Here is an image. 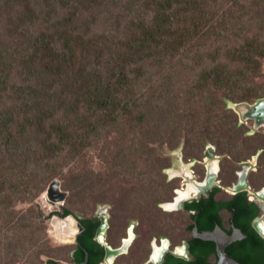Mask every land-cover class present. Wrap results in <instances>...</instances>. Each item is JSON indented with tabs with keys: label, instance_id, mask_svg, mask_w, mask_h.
<instances>
[{
	"label": "trees",
	"instance_id": "trees-1",
	"mask_svg": "<svg viewBox=\"0 0 264 264\" xmlns=\"http://www.w3.org/2000/svg\"><path fill=\"white\" fill-rule=\"evenodd\" d=\"M126 1L132 15L103 7L102 0L97 1V7L93 5L96 0H56L44 8L34 7L29 0L0 2V100L14 92L10 99L27 102L22 109L6 112L9 121L13 119V132L8 134L0 128V137L5 139L0 142V197H4L0 199V246L7 248L9 264H43L44 257H51L45 248L47 234L39 206L32 204L22 216L14 208L31 198L29 194L40 188L37 185L53 177L42 168L43 161L57 158L69 146L72 152L68 153L84 155L86 145L77 144L76 131L90 133L93 118L102 125L117 124L124 142H133L142 134L143 147L153 142L176 149L185 143L195 157L213 142L222 153H228L237 150L245 135L238 116L228 109V102H251L264 94V87L257 84L264 81L263 25L256 24L250 30L233 26L220 32L215 25L217 12H204L209 0L202 11L195 13L190 12L191 5L198 0ZM23 2L28 4L26 10ZM94 11L107 20L104 33L92 30L98 19ZM82 21L90 24L86 28L90 27L94 35L104 36L103 41L125 34L124 42L115 41L109 47L91 40L89 30L83 28L82 32L79 27V23L85 26ZM122 50L124 54L118 56ZM106 52L110 58L102 60ZM176 57L185 66L189 64L186 59H196L199 66L191 67L201 68L196 77L198 85L186 98H172L165 90L173 82L172 75L164 76L162 88L156 89L153 74L149 82L157 94L139 86L144 65L160 63V70L166 74L170 65L167 58L173 62ZM15 72L20 76L17 80L42 82L34 81L41 83L28 84L24 90L17 83L11 85ZM62 74L66 78L59 87L56 77ZM74 116L80 120L76 131L66 124L67 120L73 123ZM48 122L53 128L43 135L45 144L30 149V143H38L40 137L32 129L40 126L41 131L46 124V132ZM160 130L165 135H160ZM22 143L29 148L24 159L19 155ZM39 168L44 177L33 176L32 172ZM73 191L77 192L76 186ZM221 192L216 189L209 198L188 204L187 210L196 212L191 215L189 229L193 231L196 222L202 232L213 231L217 225L225 227L222 212L226 209L232 213L231 220L248 235L231 245L228 252L241 264H264V239L252 227L259 215L258 206L249 202L246 193L226 200ZM69 214L72 212L65 209L62 216ZM81 223L85 229L78 238L75 259L84 262L88 251L90 264H101L105 249L96 241L100 221L87 218ZM191 254L193 264H216L217 243L192 238ZM165 264L186 262L169 255Z\"/></svg>",
	"mask_w": 264,
	"mask_h": 264
},
{
	"label": "rangeland",
	"instance_id": "rangeland-1",
	"mask_svg": "<svg viewBox=\"0 0 264 264\" xmlns=\"http://www.w3.org/2000/svg\"><path fill=\"white\" fill-rule=\"evenodd\" d=\"M29 1L34 7L37 6L41 8H44L47 4L54 5L56 3V0ZM97 1L99 0H96V2L93 3L96 7L99 5ZM209 1L210 4L204 12L209 15L217 12L215 25H218L220 32L227 27L233 28V26L239 28L244 26L248 30L254 28L256 24H258V26H264V0ZM205 2L207 3V0H198V3H193L190 12L195 13L200 10L202 11ZM128 3L129 2L126 0H102L100 5L103 7H114L116 12L132 15V11L126 6ZM204 7L206 8V4ZM22 8L26 10L28 4L23 2ZM94 13L98 16V19L92 26V30L104 33L108 29L106 23L107 20L105 17H101L97 11H94ZM10 18L13 20V15H10ZM82 23L85 24V26H82V24L79 23V27L82 28V32L85 31L84 29L89 30L88 32L90 35L87 36H89L91 40H99L100 42H103L105 46L109 47L114 46L115 41L119 44L124 42L125 34H118L112 41H106L107 38L103 41L104 36H101V34L94 35L90 30V27L86 28V25L90 26L88 22L82 21ZM1 30L3 31L4 28ZM205 32L202 35H204ZM123 54L124 50L120 51V55L118 56ZM109 58L110 54L106 52V55L101 59L107 60ZM167 60L170 65L167 66L168 69L166 74L160 70V63L148 62L146 65L143 63L145 68L141 71L143 73H141L142 80L140 81L139 86L151 89V83L149 80L154 77V74L156 75L157 80L155 81L156 89L162 88V85L160 84L163 82L164 76L172 75L173 82L169 83V85L167 84L165 90L168 93H171L172 98H186L190 92L195 89L196 85H198L196 77L201 68L196 69V67L199 66V63L196 62V59H186L185 61L189 62V64L188 66H185L187 65L186 63L185 65L179 64L182 59H179L178 57L174 58L173 62H170L169 58H167ZM172 64L174 65L172 66ZM193 65L197 66L193 69L191 67ZM65 78L66 77L63 74L58 75L56 79L59 80V82L56 84L59 87H62ZM34 81L42 82V80L33 79L32 83H26L25 79H21L13 80L11 85L17 83V86H23L24 89L28 84L39 85L41 83H36ZM151 91L156 93L152 89ZM13 94L14 92L6 93L4 99L2 98L0 100V118L2 119V121H0V128L4 129L8 134H10L9 131L13 132L14 126L12 124L13 119L12 122L9 121L6 112L14 108L22 109L26 107L27 104V102H23L16 98L10 99L9 96ZM79 114L83 115L82 112ZM77 123L80 124V120L76 116H74L73 123H70V120L66 121V124L70 125L72 130L74 129L75 131ZM45 125L46 124L43 125L44 127L41 131L38 130L40 126H36L32 129L34 134H38L43 139L38 137V143H30V149H39L45 144V142H42L44 140L43 135L50 133L51 127L53 128L52 123L48 122L47 126L50 127L45 132ZM90 127V133L88 132L87 134L84 130L80 132L76 131L77 144L82 145L85 143L86 145L85 151L83 152L84 155L74 156L73 154L68 153L72 152V149L69 146L66 147V151L62 152L57 158L43 161L42 168L46 170L48 176L53 177H51L49 181H43L41 187H45V190L41 194L34 191L29 194L31 198L22 201L23 203L19 202L18 207L14 208L16 209V213H19L21 216L27 214L29 208L32 207V199H36L45 213L62 211V209L56 205H50L51 207L49 204L45 205L43 200L44 193L49 184L56 179V182L62 190L67 191L65 189H68L67 199L65 203H63L65 208H68L79 217H95L99 214L102 208L110 211L109 214L111 213L112 227L108 233V242L111 244L120 246L123 238L127 234L129 226L134 222L140 224L138 226V233H140L139 239L137 240L131 254L124 256V258H122L117 264H141L142 260H145L146 257L149 256L151 241L153 239L152 236L157 235L159 237L160 233H164V225L167 230L166 233L169 234L176 243L185 238L189 239L191 237L189 226L193 223L190 215L185 212L166 213L162 208H159L157 204L155 205L156 201L159 200L162 201V203L172 201L175 189L179 188L182 183L180 178L169 181L165 171L167 168L173 166H176L177 168L181 167V162L179 161L176 162V164L171 165L176 158L173 151H176L177 149L173 151H171L172 149L169 150L167 155L165 150L170 146L166 144L164 145V143L150 142L149 146H146L148 143L146 142L143 147L145 141L142 140L143 136L141 135L136 136L133 142H124L121 128H119L117 124L109 123L102 125L99 124L95 118H93ZM97 127H100V130L97 131ZM17 128H19V130L21 129L20 126H17ZM160 133L164 135L165 131L160 130ZM5 134L6 133L3 135ZM262 140L261 141L264 144V139ZM1 141H5V139L0 137V142ZM20 146L21 152L19 155L21 157L23 156L24 159V154L29 151V148L25 149L26 146L24 143ZM184 147L186 152L184 161L186 163H192V161L196 160L197 165L195 169L199 172H206V169H203L205 166L202 167L200 164V162L203 161L204 154L202 155V153H200L198 156L193 157L189 154L188 146ZM167 159L169 162L168 164H165L164 162H166ZM163 166L166 167L163 168ZM42 168L32 172L33 176L39 175L40 177H44L45 174ZM234 168L235 166L231 161H226L225 170H223L222 173V179L228 180L233 178ZM156 180L164 182L165 185H162L158 189H153V181ZM75 186L77 192L73 191V187ZM45 198L48 199V196L46 195ZM0 199L3 200L4 197L1 196ZM224 218L227 227H229L231 214L224 213ZM2 223L3 222H0V225ZM156 227H158L159 230H157ZM48 233L50 240L47 242V247L45 246L46 250L50 249V255L61 261V264L70 263L71 251L74 247L71 245L72 237L69 236L68 229L55 228L53 223H49ZM0 249V264H5L7 262L8 264L11 263V257L9 260L8 255L6 254L7 248L1 244ZM16 264L26 263L25 261H18Z\"/></svg>",
	"mask_w": 264,
	"mask_h": 264
},
{
	"label": "clouds",
	"instance_id": "clouds-1",
	"mask_svg": "<svg viewBox=\"0 0 264 264\" xmlns=\"http://www.w3.org/2000/svg\"><path fill=\"white\" fill-rule=\"evenodd\" d=\"M12 76H11L12 81L20 78V76H19V74H17V72L13 73ZM258 82H259V83H257L258 85H262L264 87V84H262V82H264V81H261V82L258 81ZM262 103H264V94L262 96H260L259 98L251 101V102H234V101L228 102V109L230 111H233L234 113H236V115L238 116L239 124L242 127L241 130L243 132H245V135H243L241 140L238 142L239 147L237 148V150L235 152L222 153L220 148L218 147V145H216L213 142H209L205 148V151L202 153V155L204 154L203 161L200 162L202 167L205 166V168L203 167V169H206V172H199L198 170L195 169V167L197 165L196 160L192 161V163H186L184 161L185 155H186L185 147H184V146H186L185 143L181 144L178 148H176L177 150L172 149L171 147L166 149L165 152L167 153V155H168L169 150H171V149H172L171 151L176 150V151H173L176 158L173 160V163L171 165L176 164V162H178V161L181 162V167L177 168L176 166H173V167L167 168L165 170L166 174L168 176V179H169V181H173L177 178H180L182 180V183H181L179 188L175 189L174 197H173L172 201H167V202L162 203V201L159 200V201H156L155 205L157 204V206L159 208H162L166 213L185 212V213H188L190 215V217L192 218L191 215L195 214L196 212L195 211L189 212L187 210L188 204L194 203L195 201H201L203 198H209L210 195L216 189L222 190V192L220 194H222V196H224V198L226 200L232 199L233 197L238 196L239 194L246 193L248 195L249 202L251 204H255L259 208V215L254 220V222L252 224L253 229L256 231V229L254 228V223L259 222L260 220H264V197L261 196L262 192H264V171H263V168H264V144L262 143V141H263L262 139H264V125L257 128V121H256L257 119H255L253 117V111H254V108L260 106ZM246 116H248V117H246ZM160 135H163V134L160 133ZM141 136H143V135L141 134ZM166 145H169V144H166ZM212 151L215 152L216 160L221 161L220 162V166H221L220 167V176L217 180V185L213 189H211V191H209L208 193L202 194V195H198L196 192H191L192 197L189 200H187L184 209H180V210L172 209L171 208L172 205H177V204L179 205V203L176 204V201L178 199H180L181 194L185 195L186 193H188V187H189V184L191 182H198V183H204L205 182V180L207 179V176H208V172H209L208 166L212 161V158L210 156H208V152H212ZM228 160L231 161L233 163V165L235 166L234 177L230 178L228 180H226V179L223 180L222 179V173H223V170H225V162ZM168 162L169 161L167 159L165 164H168ZM247 166L250 167V170H249V173L247 176L248 187H247V189H245L241 192H235L234 187H235V185L239 184L240 174H241V172L245 171V167H247ZM164 167H166V166H163V168ZM36 177H34V181L36 180ZM58 182H59V180H58ZM153 183H154L152 186L153 189H158L159 187L162 186V184L158 180L153 181ZM162 183H164V182H162ZM37 186H40V188L36 192L41 194L45 190V187H41V185H37ZM65 190L68 191V189H65ZM67 191L62 190L60 188L59 184L56 182V179H55L49 184L47 190L44 193L45 195L43 196V200H44L45 205H47V204H49V206L50 205L51 206L56 205L57 207L61 208L62 211H53L50 213H45V211L43 210L41 205L36 201V199H33L32 202H33V204H36L39 206V208L43 214L42 215V225L45 226V229H46L47 242L50 240L49 233H48L49 223H53V226L57 227V228L60 227L61 223H64L67 225L66 229H68L69 236H72L71 245H73V247H74V249L71 251V257H70L71 261L68 264H76L78 262H82V261H76V259H75V253H76L78 246H79L78 238L85 229L81 223V220L87 219V218H89V219L95 218L98 221H100V227H101L102 226V220L100 218L101 212L106 214L109 218V228L107 230V233L104 235V242H101L100 237H98V235L96 236V241L100 244V246H102L105 249V258L101 264H108L106 262V246H112L115 249L120 248L123 245L124 240L129 237V233H130L131 228L134 227V232L137 235L135 241L133 242L132 246L130 247L129 252L125 255L118 257L114 264H117L122 258H124V256L130 255L133 248L136 245L137 240L139 239L140 233H138V226L140 224H138L137 222H134L129 226V228L127 229V234L123 238L122 244L120 246L111 244L110 242H108V233L112 227L111 226V215H110L111 213L109 214L110 211L108 209L102 208L97 216L90 218V217H79L78 215L74 214L70 210L72 212V214L62 216L64 210L68 209V208H65V205L63 204V203H65L67 196H68ZM46 195L48 196V199L45 198ZM224 213H230L231 214V218L229 221V227H227V225L225 223ZM222 215H223L225 227H223L221 225L220 226L225 231H227L229 234H233L234 227L232 224L233 220H231L232 219V213L225 209L222 212ZM68 217H71V219H73V225H70V223L68 225L66 223V219ZM197 225H198V223H197ZM235 226L237 227L236 224H235ZM81 227L83 228V230L80 229ZM195 227H194V229H195ZM198 228H199V226H198ZM237 228H239V227H237ZM156 229L159 230L158 227H156ZM194 229H193V231L190 230L191 237L189 239L185 238V239L181 240L180 242L176 243L173 240V238L169 234L166 233L167 230H166V227L164 225L163 226V232L164 233H160L159 237L157 235L152 236L153 239L151 241V250H150L149 256L146 257L145 260H142L141 264H154V263H149V261H150L151 255L153 253V243L155 240H157L159 246H162V243L164 240H170L172 251H175L178 247H180V248L183 247L185 242H188L189 247H190L191 259L189 261H186L183 258H180V259L184 260L186 262V264H193V257L191 254V239L192 238L200 239V238L195 237ZM231 230H233L232 233L230 232ZM200 232H202V231L200 230ZM97 234H98V232H97ZM244 234H246V233L244 232ZM217 246H218V244H217ZM145 254H146V252H145ZM169 255H173V254L171 252H168V254L165 257L163 264L166 263V260H167ZM89 256H90V253H89ZM177 258H179V257H177ZM49 260H55L57 262V264L62 263L61 261L56 259L54 256L53 257L47 256V257H44V263L43 264H48ZM218 261H219V256H218ZM218 261L216 262V264H218ZM84 262H86V260ZM84 262H82V264H84ZM89 264H90V259H89Z\"/></svg>",
	"mask_w": 264,
	"mask_h": 264
},
{
	"label": "water",
	"instance_id": "water-1",
	"mask_svg": "<svg viewBox=\"0 0 264 264\" xmlns=\"http://www.w3.org/2000/svg\"><path fill=\"white\" fill-rule=\"evenodd\" d=\"M248 117V116H246ZM253 117L257 119V128L264 125V103L260 106L254 108ZM208 156L212 158L211 163L208 166L209 172L207 179L204 183L191 182L188 187V193L181 194L180 199L176 201V204L172 205V209H184L187 200L192 197L191 192H196L198 195H202L208 193L217 185V180L220 176V160H216L215 152H208ZM250 167H245V171L240 174V182L235 185L234 191L241 192L248 187L247 176L249 173ZM264 192H262L261 196L264 197ZM100 218L102 220V226L98 230V237H100L101 242H104V235L107 233L109 228V218L103 212L100 213ZM234 232L233 234H229L225 231L220 225H217V228L214 231H204L200 232L198 228L197 222L196 227L194 229V235L196 238H200L206 241H214L218 244V256L219 261L218 264H240V262L234 259L229 253L228 248L235 242L244 240L248 235L244 234L242 229L237 228L235 226L234 220L232 221ZM254 228L256 231L264 238V220H260L259 222L254 223ZM83 230V228H80ZM136 234L134 232V227L131 228L129 237L124 240L123 245L120 248H113L112 246H106V262L108 264H114L116 259L122 255H125L129 252L130 247L136 239ZM79 241V240H78ZM168 252H171L174 256L183 258L186 261L191 259L190 257V247L189 243L185 242L183 247H178L175 251L171 250V242L170 240H164L162 246L158 245L157 240L153 243V253L151 255L149 263L154 264H163L166 255ZM89 252L87 251L86 262L84 264H89ZM48 264H57L55 260H49ZM76 264H82V262H78Z\"/></svg>",
	"mask_w": 264,
	"mask_h": 264
},
{
	"label": "bare ground",
	"instance_id": "bare-ground-1",
	"mask_svg": "<svg viewBox=\"0 0 264 264\" xmlns=\"http://www.w3.org/2000/svg\"><path fill=\"white\" fill-rule=\"evenodd\" d=\"M66 223L69 225V223H70V225H73V219H71V217H68L67 219H66ZM67 227V225L66 224H64V223H61L60 224V229H64V228H66ZM56 228V227H55ZM58 230V229H57ZM67 232V231H66ZM62 233V232H61ZM62 235V234H61ZM68 236V235H67ZM62 237V236H61ZM72 237V236H71ZM64 238V237H63Z\"/></svg>",
	"mask_w": 264,
	"mask_h": 264
}]
</instances>
